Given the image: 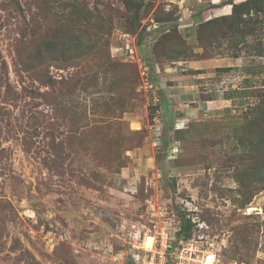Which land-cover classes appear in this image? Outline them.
Returning a JSON list of instances; mask_svg holds the SVG:
<instances>
[{"label":"rangeland","instance_id":"374dc122","mask_svg":"<svg viewBox=\"0 0 264 264\" xmlns=\"http://www.w3.org/2000/svg\"><path fill=\"white\" fill-rule=\"evenodd\" d=\"M229 1L0 0V264H264V4Z\"/></svg>","mask_w":264,"mask_h":264},{"label":"trees","instance_id":"16d2710c","mask_svg":"<svg viewBox=\"0 0 264 264\" xmlns=\"http://www.w3.org/2000/svg\"><path fill=\"white\" fill-rule=\"evenodd\" d=\"M250 0H246V1H244V2H241L240 4H236L235 3V0H230L229 2H228V4L229 5H231V7H232V9H233V12L236 10V8L238 7V6H240V7H244L248 2H249ZM259 1V3L260 4H264V0H258ZM181 222H182V227H184V232H185V239H188L189 238V230H188V227H187V225H188V221H184V219L183 218H181Z\"/></svg>","mask_w":264,"mask_h":264},{"label":"bare ground","instance_id":"6f19581e","mask_svg":"<svg viewBox=\"0 0 264 264\" xmlns=\"http://www.w3.org/2000/svg\"><path fill=\"white\" fill-rule=\"evenodd\" d=\"M149 244H150V238H148V239L145 241L144 245H145V246H148ZM206 262H207V263H212V262H213V256L209 255V256L206 258Z\"/></svg>","mask_w":264,"mask_h":264},{"label":"crops","instance_id":"0c3cea01","mask_svg":"<svg viewBox=\"0 0 264 264\" xmlns=\"http://www.w3.org/2000/svg\"><path fill=\"white\" fill-rule=\"evenodd\" d=\"M215 0H212V3L214 2ZM214 10H216V9H214Z\"/></svg>","mask_w":264,"mask_h":264}]
</instances>
